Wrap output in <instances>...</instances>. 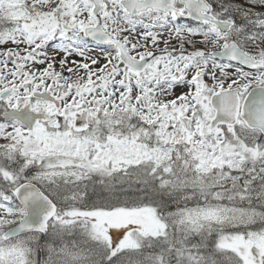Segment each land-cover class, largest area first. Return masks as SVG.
I'll return each mask as SVG.
<instances>
[{
	"label": "snow or ice",
	"instance_id": "snow-or-ice-1",
	"mask_svg": "<svg viewBox=\"0 0 264 264\" xmlns=\"http://www.w3.org/2000/svg\"><path fill=\"white\" fill-rule=\"evenodd\" d=\"M0 264H264V0H0Z\"/></svg>",
	"mask_w": 264,
	"mask_h": 264
}]
</instances>
